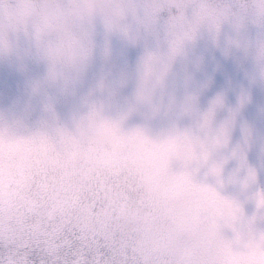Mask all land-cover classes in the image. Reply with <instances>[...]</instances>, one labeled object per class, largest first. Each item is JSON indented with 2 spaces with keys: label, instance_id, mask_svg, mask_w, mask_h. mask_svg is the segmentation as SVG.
Segmentation results:
<instances>
[{
  "label": "clouds",
  "instance_id": "clouds-1",
  "mask_svg": "<svg viewBox=\"0 0 264 264\" xmlns=\"http://www.w3.org/2000/svg\"><path fill=\"white\" fill-rule=\"evenodd\" d=\"M202 43L244 71L235 104L201 105ZM0 63L23 88L0 112V264H56L66 228L71 264H264V166L248 159L264 132L243 115L264 88V0H0ZM141 111L165 123L130 124Z\"/></svg>",
  "mask_w": 264,
  "mask_h": 264
},
{
  "label": "rangeland",
  "instance_id": "rangeland-1",
  "mask_svg": "<svg viewBox=\"0 0 264 264\" xmlns=\"http://www.w3.org/2000/svg\"><path fill=\"white\" fill-rule=\"evenodd\" d=\"M102 40V35L98 37ZM111 45L117 64H134L139 49L126 44L120 37L113 36ZM200 53L204 57V63L199 71L194 75L195 86H202L200 103L206 106L208 102L220 92L226 95L228 104L237 102L238 90L247 84V78L234 59L227 58L221 50L202 43ZM34 70H39V65L34 64ZM98 65H94L87 80L81 86L87 88L95 78ZM131 89H122L115 100L111 103L112 111H118L126 104L130 96ZM23 99V88L20 77L12 69L0 63V112H14ZM74 101L70 99H59L57 101L58 110L65 116L70 115ZM244 118L251 122L258 132H264V88H253V100L244 110ZM165 117L153 118L150 113L137 112L130 124L150 123L153 127H160L165 123ZM249 162L257 167L264 166V136H258L256 143L248 152Z\"/></svg>",
  "mask_w": 264,
  "mask_h": 264
},
{
  "label": "snow or ice",
  "instance_id": "snow-or-ice-1",
  "mask_svg": "<svg viewBox=\"0 0 264 264\" xmlns=\"http://www.w3.org/2000/svg\"><path fill=\"white\" fill-rule=\"evenodd\" d=\"M94 115H95L94 113L90 114L89 118H94ZM105 126L113 129L117 127V125L112 122H105ZM59 131L61 132L62 135H66L69 138H71L72 136L70 132H66L64 129H60ZM240 162L242 166L246 163V159L243 155H241L240 157ZM251 174L254 175V173ZM259 207H264V196H262L258 202V208ZM241 215H242V211H241ZM254 219L255 217L253 218V220ZM252 223L253 221L248 222L250 229ZM65 233H66V238L63 239V247L60 253L63 259L57 260L56 264H71V259H74V253L77 251V249H80L82 247L81 241L78 239V234L69 232L67 228L65 229ZM57 243L59 244L60 241H57ZM85 255H86L85 264H89V262H91V264H97V262L93 259V257L90 254H85Z\"/></svg>",
  "mask_w": 264,
  "mask_h": 264
}]
</instances>
